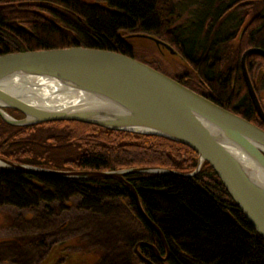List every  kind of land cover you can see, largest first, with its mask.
<instances>
[{
    "label": "trees",
    "instance_id": "trees-1",
    "mask_svg": "<svg viewBox=\"0 0 264 264\" xmlns=\"http://www.w3.org/2000/svg\"><path fill=\"white\" fill-rule=\"evenodd\" d=\"M224 1L227 0H208L194 16L196 26L201 28L208 19L213 21L211 25L218 23L219 16L214 14L220 10L224 13L222 7H217ZM228 3L235 10L245 8L244 12L251 16L249 27L239 32L241 36L245 31L239 47L234 49L226 43L232 52L230 58L227 52L212 66L207 65L208 51L199 64L193 62L191 53L188 60L212 88L216 99L201 96L264 130L247 96L240 67L244 51L264 50V0ZM257 4H263V8L255 13ZM175 11L171 0H0V56L83 47L136 59L127 46L129 34L150 32L177 45ZM190 45L195 52L204 46L202 42ZM251 58L264 63L259 56ZM228 61L234 71L225 76L223 69ZM229 102L242 104L244 113L237 112ZM7 112L14 118L23 117L17 110ZM0 158L59 171L163 168L187 175L196 169L198 157L187 146L158 136L112 131L73 121L13 127L0 118ZM124 179L136 190L146 216L158 227L166 246L137 213L131 191L113 177L70 180L0 169V207L25 211L55 205L57 210L65 211L75 199L76 209L100 216L118 215L125 208L137 225L124 236L128 253L117 264L139 261L134 252L138 243L139 253L152 264H264V241L207 162L192 177L142 173L126 175ZM160 257L167 259L161 261Z\"/></svg>",
    "mask_w": 264,
    "mask_h": 264
},
{
    "label": "water",
    "instance_id": "water-1",
    "mask_svg": "<svg viewBox=\"0 0 264 264\" xmlns=\"http://www.w3.org/2000/svg\"><path fill=\"white\" fill-rule=\"evenodd\" d=\"M250 56L264 60V50L249 48L240 58L248 94L258 118L264 122V112L247 72ZM7 110H17L23 117L14 118ZM0 118L13 127L80 122L185 145L198 157L196 169L187 175L163 168L59 171L4 158H0V169L70 180L117 178L131 191L137 213L166 246L160 230L146 216L136 190L124 176L145 173L192 177L207 162L264 241V130L139 60L83 47L1 55ZM139 244L134 247L136 256L144 264H152L139 253ZM145 245L156 251L152 245ZM166 259L160 257L161 261Z\"/></svg>",
    "mask_w": 264,
    "mask_h": 264
},
{
    "label": "rangeland",
    "instance_id": "rangeland-1",
    "mask_svg": "<svg viewBox=\"0 0 264 264\" xmlns=\"http://www.w3.org/2000/svg\"><path fill=\"white\" fill-rule=\"evenodd\" d=\"M171 1L175 6L177 21L187 27L196 23L194 16L205 7L208 0ZM262 8L263 4H257L254 12ZM231 25L232 22H228L227 26ZM224 29L225 26L220 32L223 33ZM233 30L231 28V32ZM131 45L135 49V45ZM166 69L170 72L172 66ZM52 133L55 132H47ZM76 203L77 200H72L65 211L57 210L55 205L48 208L41 205L37 209L25 211L0 207V240L11 239L5 244L0 243V264H40L42 255H45L49 247L63 242L83 244L82 250L86 249L88 255L99 256V264L122 262L128 253L123 242L124 236L137 225L132 216L125 208L118 215H95L76 209ZM44 240L46 246L42 250L43 244L40 241ZM70 250L76 252L78 249Z\"/></svg>",
    "mask_w": 264,
    "mask_h": 264
},
{
    "label": "flooded vegetation",
    "instance_id": "flooded-vegetation-1",
    "mask_svg": "<svg viewBox=\"0 0 264 264\" xmlns=\"http://www.w3.org/2000/svg\"><path fill=\"white\" fill-rule=\"evenodd\" d=\"M228 1L229 0L217 4L218 9L219 7H222V9H224L225 11L221 14L220 10L218 11V13L216 12L214 14L215 16H219V21H217L218 23L214 25H211L213 21L208 19L205 24L201 26V28L196 26L197 23L186 27L176 20L174 27L178 31V34L175 38L177 45L169 42V40L164 39L163 37L156 36L153 33L144 32L129 34V38L126 41L127 46L130 48L131 54L139 61L167 75L175 81L182 83L184 86L190 88L199 95L202 94L216 99L211 91L212 88L209 87V85L199 76L197 70H195V68L190 65L188 54L191 53L192 57L194 58L193 62L195 64H199L198 61L202 62L204 54L208 51L207 56L209 57V59L207 65L212 66L218 61V59H220L221 56L225 55V53L227 52L230 53V55H228V58H230L232 52H230L229 48L226 47V43L229 45H233L234 49L239 47L240 40L242 38V35L240 36L239 32L243 27L246 31V29L250 25L251 16H248L247 13L244 12L245 8L243 10H235L233 8H230ZM228 22H232V25L229 27L227 26ZM224 26L225 31L222 33L220 31ZM231 28H234L232 32ZM244 30L243 32H245ZM219 33L222 34L221 37L218 36ZM192 42H202V44H204L203 49L200 52H195L190 45ZM162 43L167 44L173 50L164 46ZM131 44L135 45V49ZM136 49H139L140 51H137ZM220 52L222 54H220ZM249 58V60L247 59L246 61V66L250 84L252 85L254 93L264 112V63L260 59L251 57ZM168 66H172L170 72L166 69V67ZM231 71L233 72L234 70L231 67L230 62L228 61L223 69V73L225 74V76H227L231 75ZM225 76L223 78H225ZM211 78L214 79V76H212ZM236 79L237 77L232 80V88ZM221 80L223 79L221 78ZM244 85L247 91L245 81ZM247 96L252 104L248 91ZM228 104L235 108L237 112L244 113L242 104H232V102H229ZM258 120L264 126V122H262L259 118ZM8 240L11 239L3 238L0 240V243L5 244L8 242ZM18 240L22 239L19 238ZM45 246L46 243L43 244L42 250L43 248H45ZM82 246L84 247V245L80 243L69 244L63 242L60 244H53L48 248L45 255H42L40 264H99L100 258H95L94 255L88 256L87 250H82ZM70 249L78 250L76 252H71ZM135 264L144 263L139 259V261H137Z\"/></svg>",
    "mask_w": 264,
    "mask_h": 264
}]
</instances>
